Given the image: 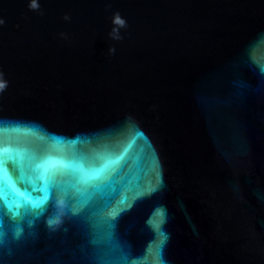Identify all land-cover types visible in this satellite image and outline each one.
Instances as JSON below:
<instances>
[{"label": "water", "instance_id": "obj_1", "mask_svg": "<svg viewBox=\"0 0 264 264\" xmlns=\"http://www.w3.org/2000/svg\"><path fill=\"white\" fill-rule=\"evenodd\" d=\"M35 3L0 0V264H264V0Z\"/></svg>", "mask_w": 264, "mask_h": 264}, {"label": "snow or ice", "instance_id": "obj_2", "mask_svg": "<svg viewBox=\"0 0 264 264\" xmlns=\"http://www.w3.org/2000/svg\"><path fill=\"white\" fill-rule=\"evenodd\" d=\"M32 7L35 8L36 7V3L35 0H33V4ZM118 23H120L121 25L123 24V21H118ZM4 88V85L2 83H0V90H2ZM0 182H2V176H0ZM54 223L53 221H50V224ZM0 235H2V233H0Z\"/></svg>", "mask_w": 264, "mask_h": 264}, {"label": "clouds", "instance_id": "obj_3", "mask_svg": "<svg viewBox=\"0 0 264 264\" xmlns=\"http://www.w3.org/2000/svg\"><path fill=\"white\" fill-rule=\"evenodd\" d=\"M0 23H2V21H0Z\"/></svg>", "mask_w": 264, "mask_h": 264}]
</instances>
